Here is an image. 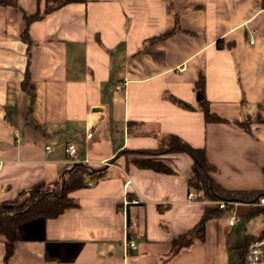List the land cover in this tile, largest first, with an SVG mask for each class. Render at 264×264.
I'll return each instance as SVG.
<instances>
[{
    "label": "crops",
    "instance_id": "crops-1",
    "mask_svg": "<svg viewBox=\"0 0 264 264\" xmlns=\"http://www.w3.org/2000/svg\"><path fill=\"white\" fill-rule=\"evenodd\" d=\"M46 2L0 4V201L54 182L70 142L78 161L107 172L71 191L76 205L58 217L22 222L6 264L161 262L173 237L217 208L189 199L188 154L151 155L172 168L162 172L136 163L148 154L121 153L167 134L202 147L224 188L264 189V0L70 2L30 23L27 47L22 12ZM202 98L221 120H205ZM250 206L234 208L232 225L231 207L209 218L202 240L161 264H238ZM4 251L0 241V264Z\"/></svg>",
    "mask_w": 264,
    "mask_h": 264
},
{
    "label": "trees",
    "instance_id": "trees-1",
    "mask_svg": "<svg viewBox=\"0 0 264 264\" xmlns=\"http://www.w3.org/2000/svg\"><path fill=\"white\" fill-rule=\"evenodd\" d=\"M77 1L84 0H47L43 9L37 6V9L32 13L27 14L22 12L24 24L21 31V38L27 43V47L32 41L29 36V25L32 21L40 19L44 13L55 10L66 3ZM0 4L18 6L17 0H0ZM171 32L163 33L157 36V38L165 37ZM197 87L199 92H202V76L197 81ZM200 106L206 121L221 120L218 115L210 112L204 98L200 100ZM30 108L31 105L29 106V111ZM243 123L244 121L239 122V126L241 125L244 128ZM122 152L148 154V157L141 158L136 163L141 167L162 172L172 171V168L162 158L152 157L151 155L171 152L188 154L192 159L193 170V176L188 179V185L199 194L196 196L199 199L210 201L225 199L253 202L264 195V189H228L221 186L211 176L213 165L208 161L204 149L191 145L175 134H167L160 137L158 139V146L155 149H124ZM106 172L107 165L105 164L91 165L84 161L71 162L59 172L57 179L50 185L43 188L31 187L19 190L10 198L0 201V241L4 243L5 248L3 255L4 264L7 263V260L13 253L14 243L18 239L19 234L18 227L22 222L34 218L52 219L58 217L76 205V201L69 196L71 191L95 184L106 176ZM224 212L225 210L220 208L203 211L198 220L188 230L171 239V249L161 262L168 260L180 249L189 246L194 241L202 240L206 221ZM257 213H262L264 218V209L250 206L248 215L254 216ZM262 235H264V227L257 234L247 235L245 237L244 242L238 247V264H242V257L247 244ZM161 262L158 264H161Z\"/></svg>",
    "mask_w": 264,
    "mask_h": 264
},
{
    "label": "built area",
    "instance_id": "built-area-1",
    "mask_svg": "<svg viewBox=\"0 0 264 264\" xmlns=\"http://www.w3.org/2000/svg\"><path fill=\"white\" fill-rule=\"evenodd\" d=\"M249 42H252L250 40ZM122 84L117 85V88H120ZM17 133V130H15V134ZM92 135V132L86 133V137H90ZM17 140V138H16ZM48 148V146L46 147ZM66 154L69 157L70 162H78V158L76 157V147L73 143H67L64 148ZM1 161H0V167H1ZM129 184V181L126 182V185ZM199 194L197 192H189L188 197L189 199H193ZM123 205L126 206L128 204H138L139 199L137 197H127L123 199ZM239 203H246L251 206L259 207L261 209H264V195L260 196L257 200L253 202H242L238 200H225V199H219L216 201L217 208L224 209L225 211L228 209V207H231L232 210H228L226 212V215L228 216V223L229 225L234 224L239 220V217L236 215L234 208ZM125 245L129 248L135 247V242L132 239H129L125 241ZM242 264H264V235H262L259 238L251 240L243 253L242 257Z\"/></svg>",
    "mask_w": 264,
    "mask_h": 264
},
{
    "label": "rangeland",
    "instance_id": "rangeland-1",
    "mask_svg": "<svg viewBox=\"0 0 264 264\" xmlns=\"http://www.w3.org/2000/svg\"><path fill=\"white\" fill-rule=\"evenodd\" d=\"M245 228L242 225H239V227L242 226V237H241V243L244 242L245 237L247 235H255L257 234L261 229L264 227V218L262 213L254 214V216L248 218V220L244 221ZM237 261V259H236ZM235 261V262H236ZM237 264V263H236Z\"/></svg>",
    "mask_w": 264,
    "mask_h": 264
},
{
    "label": "water",
    "instance_id": "water-1",
    "mask_svg": "<svg viewBox=\"0 0 264 264\" xmlns=\"http://www.w3.org/2000/svg\"><path fill=\"white\" fill-rule=\"evenodd\" d=\"M200 98H201V94L197 93V99H200Z\"/></svg>",
    "mask_w": 264,
    "mask_h": 264
}]
</instances>
